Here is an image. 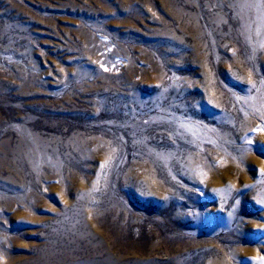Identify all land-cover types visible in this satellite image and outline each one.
Segmentation results:
<instances>
[{
  "label": "rangeland",
  "instance_id": "obj_1",
  "mask_svg": "<svg viewBox=\"0 0 264 264\" xmlns=\"http://www.w3.org/2000/svg\"><path fill=\"white\" fill-rule=\"evenodd\" d=\"M264 0H0V264H264Z\"/></svg>",
  "mask_w": 264,
  "mask_h": 264
},
{
  "label": "snow or ice",
  "instance_id": "obj_2",
  "mask_svg": "<svg viewBox=\"0 0 264 264\" xmlns=\"http://www.w3.org/2000/svg\"><path fill=\"white\" fill-rule=\"evenodd\" d=\"M259 150H260L262 153H264V145H260V146H259Z\"/></svg>",
  "mask_w": 264,
  "mask_h": 264
}]
</instances>
